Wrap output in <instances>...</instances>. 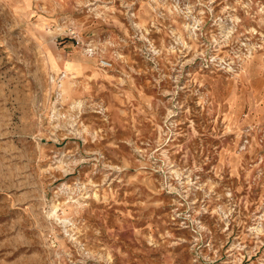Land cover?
<instances>
[{
  "label": "rangeland",
  "instance_id": "obj_1",
  "mask_svg": "<svg viewBox=\"0 0 264 264\" xmlns=\"http://www.w3.org/2000/svg\"><path fill=\"white\" fill-rule=\"evenodd\" d=\"M0 264H264V0H0Z\"/></svg>",
  "mask_w": 264,
  "mask_h": 264
},
{
  "label": "built area",
  "instance_id": "obj_2",
  "mask_svg": "<svg viewBox=\"0 0 264 264\" xmlns=\"http://www.w3.org/2000/svg\"><path fill=\"white\" fill-rule=\"evenodd\" d=\"M101 66H103V67H109L108 61H106V60L101 61Z\"/></svg>",
  "mask_w": 264,
  "mask_h": 264
},
{
  "label": "bare ground",
  "instance_id": "obj_3",
  "mask_svg": "<svg viewBox=\"0 0 264 264\" xmlns=\"http://www.w3.org/2000/svg\"><path fill=\"white\" fill-rule=\"evenodd\" d=\"M109 66H110V63H109Z\"/></svg>",
  "mask_w": 264,
  "mask_h": 264
}]
</instances>
